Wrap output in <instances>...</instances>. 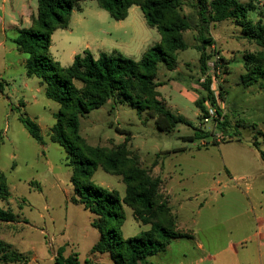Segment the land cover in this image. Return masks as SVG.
<instances>
[{"label":"rangeland","instance_id":"obj_1","mask_svg":"<svg viewBox=\"0 0 264 264\" xmlns=\"http://www.w3.org/2000/svg\"><path fill=\"white\" fill-rule=\"evenodd\" d=\"M239 1L243 6L253 5L247 14L249 21L264 22L263 4L259 5L257 0ZM80 8L73 10L68 27L57 29L51 37L50 55L63 67L72 65L73 53L82 54L89 48L95 54L117 51L140 61L144 53L161 40L157 29L147 25L139 7H132L128 17L121 21L114 20L94 0L80 2ZM186 13L190 14L191 10L186 8ZM203 27L197 19L193 20L191 30L184 34L189 49L179 52L173 70L160 64L157 77L158 82H167L162 84L165 88H160L166 106L173 113L186 117L190 126H178L171 133L161 132L147 113L139 115L131 106L114 100L80 119V134L87 145L112 150L126 144L131 157H137L142 168L153 177L161 178L160 192L164 201L171 202L168 192L172 189L179 203L191 209V213H175L177 224L181 225L187 216L194 218L198 222L195 231L201 239L212 230L224 236L233 232L236 224L246 218H235L242 211L250 210L253 217L260 212L253 199V204H249L247 197L241 201L244 210L238 211L230 200L229 191L223 187L211 190L214 178L219 173L232 172L236 167L235 158L250 152L249 147L253 148L250 157L254 156L250 158L251 170L259 167L264 170L261 159L264 154V81L249 88L241 85L245 56L264 54V47L248 39L234 21L210 24L209 33ZM201 37L214 38V46L208 48V53L225 60V69L218 78L219 85L225 89V106L220 110L232 126L234 123L248 125L249 131L234 126L230 132L234 135L238 131L240 140L233 136L232 141L213 145L210 137L203 146V140L192 143L184 139L194 135L196 129L215 133V123H204L196 106L201 98L197 84L204 77L200 67ZM23 57L26 59L25 55ZM18 61L14 54L0 50V172L6 175L10 191L8 199L0 198V208L16 216L11 223L0 221V240L15 237L14 245L21 253L33 250L41 259L48 257L53 248L66 245L69 248L74 243L82 259L100 233L92 226L95 216L77 202L76 180L72 168L67 165L65 148L51 138L56 124L54 114L60 106L46 97V85L42 80L29 78L26 65ZM170 77L172 84L167 81ZM22 114L38 122L44 134L43 144L36 142L21 123ZM249 137L258 139L257 144L246 140ZM93 182L117 192L121 199L126 194L122 178L101 168L95 172ZM263 187L264 179H256L251 196L257 197ZM210 196L213 198L208 199ZM173 207L180 210L178 206ZM124 210L126 220L121 229L122 237L142 236L149 226L139 223L130 208L124 206ZM209 210H217L216 215H209ZM172 247L168 257L174 259L180 257L183 250L197 253L193 239L175 242Z\"/></svg>","mask_w":264,"mask_h":264},{"label":"trees","instance_id":"obj_2","mask_svg":"<svg viewBox=\"0 0 264 264\" xmlns=\"http://www.w3.org/2000/svg\"><path fill=\"white\" fill-rule=\"evenodd\" d=\"M82 1L38 0V14L33 17L32 26L19 31L14 44L26 56L27 76L42 80L46 85V97L60 106L54 114L56 124L51 138L68 154L67 165L72 168L76 180L77 202L95 216L92 226L99 231L100 238L93 246L92 254H108L113 264H145L149 258L166 251L174 239L190 236L178 230L176 215L160 192L161 178L153 177L142 168L137 157H131L126 144L112 150L87 145L80 134V119L114 100L131 106L139 115L147 113L161 132L171 133L178 126H190L191 122L172 113L159 99L156 81L159 65L164 64L168 70L176 67L179 52L189 49L184 34L191 30L194 19L205 26L203 28L208 33L210 24L234 21L248 39L261 47H264V22L255 24L249 21L247 14L254 7L252 4L243 6L239 0H94L116 21L125 20L132 7H139L147 25L157 29L161 40L148 49L140 61L117 51L102 52L96 57L87 49L75 57L71 66L63 67L50 55L51 37L57 29L68 27L73 10H81ZM186 8L191 10L190 14L186 13ZM201 39L200 67L202 75L207 78L201 84L204 93L196 106L204 119L207 115L205 102L210 100L216 107L210 90L212 76H208V64L214 59L208 48L214 46V40L211 37ZM221 61L225 62L223 58ZM244 61L245 74L241 77V85L249 88L264 81V54L247 55ZM219 89L224 99L225 89L222 85ZM20 121L31 137L43 144L44 135L37 121L26 114L21 115ZM229 124L225 115L217 129L228 133ZM212 136V132L196 129L194 135L184 139L193 143ZM1 143L0 136V146ZM262 156L264 158V154ZM99 168L122 178L126 186L122 199L117 192L93 182ZM9 197L8 179L0 172V198L6 200ZM124 206L132 210L139 223L149 226L142 236L122 237L121 229L126 220ZM15 219L14 213L0 208V221L11 223ZM29 259L0 240V264H26ZM54 264L81 263L76 254L66 257L62 247L57 251ZM85 264L93 262L89 260Z\"/></svg>","mask_w":264,"mask_h":264},{"label":"crops","instance_id":"obj_3","mask_svg":"<svg viewBox=\"0 0 264 264\" xmlns=\"http://www.w3.org/2000/svg\"><path fill=\"white\" fill-rule=\"evenodd\" d=\"M37 14L38 5L36 4V0H0V50L4 51L5 54H14L19 59L18 62H22L25 65L26 59L23 57L24 55L17 50L14 40L18 37L19 31L23 29H29L32 26L33 17L37 16ZM88 50H90L96 57L102 53L100 52L99 54H95L90 48ZM77 55L79 54H72V63L74 62V59ZM166 69L168 70L167 67ZM203 78L199 80L200 83ZM167 81L168 83L172 84V77L168 78ZM157 83L159 84L157 88L160 94L159 99L166 106L165 99L162 97L160 88H165L166 85L162 84H166L167 82L161 83L157 81ZM200 83L197 84V91L202 96L204 93V88ZM199 115H201V112ZM234 126L249 131L247 124L244 126L242 124L239 125L234 123ZM234 126L231 124L229 125L228 134L230 136H236L235 139L240 140L241 137L239 136L238 131L234 135L230 134ZM262 137L264 141V135ZM258 138L261 139V136ZM233 139L234 137L230 141ZM246 140H253V142H256V144L258 142V139L253 137H249ZM252 149L253 148L249 147L250 152L253 151ZM250 152H246L242 155L239 154L235 158L236 167H234V170L232 171L233 173L229 171H225V173H219L212 182L211 190H215L218 187H223L226 191H229L231 193L230 200L238 207V211L244 210L241 201L247 197L249 199V204H253L254 202L256 206H259V215H257V217H253L250 210L242 211V213L236 215L235 218H246H244L245 220H240L236 224L233 232L224 236V234H220L219 231L212 230L207 232L203 239L198 238L196 234L197 232L195 231V228L198 226V222L194 218H188L186 215L187 217L184 219L186 221L181 222V225H178V228L184 231V233L188 234L190 237L174 239L167 247L166 251L149 258L145 264H264V204L262 203V199H264V187L259 189L257 197L251 196L255 180L264 179V170H262L261 167L256 168V171L251 170L252 166L250 158H254V156L251 154L250 157ZM261 159L264 161L262 155ZM240 179L243 180L241 181ZM168 194L170 197H172V200L169 204L173 208L174 214L191 213V209L187 208L185 205H181L182 203H179L172 189H169ZM209 198L213 197L210 196L208 199ZM173 206H178L180 210L176 211ZM216 212L217 210H209L208 214L214 217ZM99 238H96L93 241L94 243L90 247V250L83 254L82 259L79 258L80 254L76 252L77 248L74 243H72L69 248H67V245L65 247L61 246L59 248H65L66 257L76 254L81 264H85L89 260H92L93 264H113V261L108 254H92V248L98 242ZM183 239H193L197 253H193L190 249H188L181 251L182 255L176 259H174L173 256L168 257L169 253L173 251L172 246L174 243H179ZM6 240L7 239H5V242L7 244L11 245L14 250L21 253V251L14 245L15 237L13 239H8V241ZM59 248H53V250H50V255L48 257H44L43 259L38 257L33 250L21 254L29 256V262L26 264H54V260Z\"/></svg>","mask_w":264,"mask_h":264},{"label":"built area","instance_id":"obj_4","mask_svg":"<svg viewBox=\"0 0 264 264\" xmlns=\"http://www.w3.org/2000/svg\"><path fill=\"white\" fill-rule=\"evenodd\" d=\"M259 5L264 4V0H257ZM223 61H221L220 56H215V58L209 62L208 67H209V72L208 76H212V82L210 86V90L214 95L215 101H216V107H214L211 104V101L205 102L204 106L206 108L207 115L203 119L204 123H210L214 122L215 123V133L212 132L213 136V142L219 144V143H224L230 140L229 135L226 132L220 131L218 128V123L224 121V116L226 115L225 113H222L220 108L224 109L225 103L223 101V98L221 97V91L219 89V82L218 78L221 75L222 72V67H223ZM207 76L204 77L201 80V83H204L206 80ZM218 110H220V114L218 113ZM203 146L207 145L205 140H203ZM215 192V191H214ZM219 192V191H217Z\"/></svg>","mask_w":264,"mask_h":264}]
</instances>
